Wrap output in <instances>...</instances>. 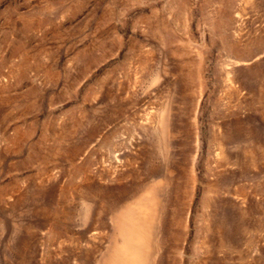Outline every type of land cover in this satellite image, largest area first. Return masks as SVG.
I'll return each mask as SVG.
<instances>
[{
  "label": "rangeland",
  "instance_id": "374dc122",
  "mask_svg": "<svg viewBox=\"0 0 264 264\" xmlns=\"http://www.w3.org/2000/svg\"><path fill=\"white\" fill-rule=\"evenodd\" d=\"M134 236L264 264V0H0V264Z\"/></svg>",
  "mask_w": 264,
  "mask_h": 264
},
{
  "label": "bare ground",
  "instance_id": "6f19581e",
  "mask_svg": "<svg viewBox=\"0 0 264 264\" xmlns=\"http://www.w3.org/2000/svg\"><path fill=\"white\" fill-rule=\"evenodd\" d=\"M132 232V231H131ZM134 233V232H133ZM132 233V234H133ZM131 237V236H130ZM135 237V236H134ZM124 239V238H123ZM135 242H134V241ZM130 241L132 242V243H130V245H129V248L132 250V253L134 254H132V255H130L128 258L127 257H124V258H114L115 260L113 261V263H111V264H142V262L138 259L137 260V258L138 257H140V259H141V256H143L144 255V246H143V244H141L140 242V239L139 238H137V237H135V239H130ZM140 241V242H139ZM128 247H127V249H129ZM131 250H129L130 252H131ZM120 251V250H119ZM118 251V252H119ZM117 253V252H116ZM120 253V252H119ZM119 255V254H118ZM117 255V256H118ZM121 255H122V253H121ZM126 256V255H125ZM136 256V257H135ZM132 257V258H131ZM134 259H135V261H134ZM142 260V259H141Z\"/></svg>",
  "mask_w": 264,
  "mask_h": 264
}]
</instances>
